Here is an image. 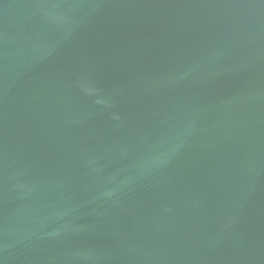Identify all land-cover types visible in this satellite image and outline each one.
<instances>
[{
	"label": "water",
	"instance_id": "obj_1",
	"mask_svg": "<svg viewBox=\"0 0 264 264\" xmlns=\"http://www.w3.org/2000/svg\"><path fill=\"white\" fill-rule=\"evenodd\" d=\"M0 264H264V0H0Z\"/></svg>",
	"mask_w": 264,
	"mask_h": 264
}]
</instances>
